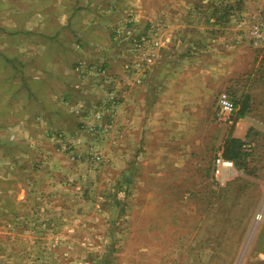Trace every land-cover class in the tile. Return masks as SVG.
<instances>
[{"label": "rangeland", "instance_id": "1", "mask_svg": "<svg viewBox=\"0 0 264 264\" xmlns=\"http://www.w3.org/2000/svg\"><path fill=\"white\" fill-rule=\"evenodd\" d=\"M120 1L0 0V264H264V250L253 248L264 228L263 220L254 230L264 199V52L242 44L232 80L212 96L217 107L218 94L228 92L238 114L245 107L261 122L245 140L247 168L232 161L239 174L225 185L215 173L224 141L208 118L201 124L208 128L204 144L197 129L189 149L196 160L183 162L173 161L178 149L168 138L150 140L161 146L147 145L138 136H123L121 125L103 127L116 118L106 113L109 99L96 118L103 126L77 129L76 139L44 128L46 92L60 89L57 62L69 73L63 81L85 58L105 63L109 57L121 65L119 57L129 44L135 49L139 37L130 28L137 9L146 15L171 9L170 0L162 6V0ZM187 4L197 11L196 23L211 22L218 32L256 7L243 0ZM111 34L120 38L113 48ZM90 40L102 41V48ZM88 65L82 63L80 76ZM110 65L117 83L122 76ZM91 72L104 74L100 66ZM118 87L122 96L123 84ZM229 136L233 124H226ZM145 155L158 175L139 172Z\"/></svg>", "mask_w": 264, "mask_h": 264}, {"label": "crops", "instance_id": "2", "mask_svg": "<svg viewBox=\"0 0 264 264\" xmlns=\"http://www.w3.org/2000/svg\"><path fill=\"white\" fill-rule=\"evenodd\" d=\"M110 1V4L114 1L121 2L120 0ZM191 1L170 0L171 9L153 8L150 10L151 15L143 13L141 6V14L140 9H137L138 15L130 24V28L134 29L135 34H138L139 37L156 35L157 42H159V47L153 50L157 59L150 65V70L144 75L141 83H137L138 77L123 74L126 62L131 61L135 56L132 43L128 45V53L119 57L122 60L121 65L119 62L117 65L114 61L112 63L109 57L107 61L104 60L105 63H94L85 58L80 61L93 66L88 65V72L80 76L82 63L76 61L70 70L69 81H63V74L69 73L61 67V63L57 62L58 76L61 78L57 83L60 89L54 90L50 86L46 92L45 97L49 103L44 105L43 109L44 128L50 131H62L60 134L66 135L68 140L69 135L73 136L72 133L77 129L103 126L97 123L95 116L107 108L104 104H107L106 100L109 99L111 104L108 103L109 107L106 113L108 115L111 112L112 114L116 113V118L109 124L107 122L103 127H109L114 131L121 125L123 136L129 139L138 136L140 140H145L147 145L161 146L162 143L150 140L157 137L168 138L178 149L176 156L172 157L175 159L173 161L196 160V154L193 155L194 153L189 149L195 145L197 129L203 131L200 142L204 144L208 128L203 129L201 124L206 118L218 124L219 141L222 138L225 143L227 139L225 138V127L228 123L218 119L215 97L212 96L232 80V76L235 74L233 66L240 57V52L244 47L242 44H249V28L247 26L239 28L237 24L224 23L221 26L222 30L218 32L217 26L211 22L196 23L194 19L197 11L192 9L190 4L183 5ZM245 3L250 4L251 2L245 0ZM261 4L264 5V0ZM159 5H163V0ZM144 6L149 9L146 4ZM97 14L102 15L100 12ZM241 14L236 16L237 20ZM248 14L244 13V15ZM104 17L106 20L107 16ZM207 19L210 20V16ZM234 21L231 20V22ZM154 31H158V34H155ZM116 37L115 34H111L112 45L110 48L116 44L114 41L120 40ZM88 44L95 45V48H102L103 42L90 40ZM110 64L118 68L120 76H122L118 78L117 83H115L117 80L113 79V75L117 73L114 72V67ZM94 66H100L104 74L91 72ZM110 81L113 85L109 84ZM119 83L123 84V91L120 92L122 96L119 95L118 90H115V95L113 94L115 99L112 101L111 94L108 95L110 91L107 93L106 87L112 86L114 89L117 86L119 88ZM102 88L106 91H102ZM101 98L105 99L103 103ZM118 98L120 99L118 100ZM118 104L120 106L116 107ZM111 105H114V109H111ZM238 112L239 108L233 121L234 137L245 141L250 137V130L252 128L259 129L261 122L258 121V117H252V112L246 113L238 119ZM75 133L78 135L77 132ZM76 135L73 136L74 139H76ZM72 142L78 144L77 141ZM163 145L165 144L163 143ZM184 148L186 150H183ZM221 154H218L216 161L218 158H222ZM143 159L145 169H141L139 172L145 175L144 177L152 174L158 175L159 169L153 171L154 173L149 169V162L152 161L151 156L145 155ZM230 169H234L236 173ZM235 174H239L235 166L233 168L222 167L221 173L216 176L222 185H225L227 181L234 178ZM259 234L257 245L253 248L255 251L261 252L260 249L264 250V228ZM260 255L264 257V252H261Z\"/></svg>", "mask_w": 264, "mask_h": 264}, {"label": "built area", "instance_id": "3", "mask_svg": "<svg viewBox=\"0 0 264 264\" xmlns=\"http://www.w3.org/2000/svg\"><path fill=\"white\" fill-rule=\"evenodd\" d=\"M245 2V0H243ZM250 1L256 7L248 15H244L243 12L238 19V27L242 28L247 26L249 28V45L259 52H264V6H262L263 0H246ZM158 34V31H154ZM157 36H142L135 40V56L134 60L126 63L124 66V73L126 76L138 77L137 83H141L144 75L149 72L150 65L157 59L156 54L153 50L159 47L157 42ZM111 100L115 99V90H110ZM114 94V95H113ZM217 117L220 121L228 124H233L234 116L238 111L237 104L232 96L222 91L217 96ZM105 113H99L95 118L100 119ZM99 159V158H98ZM222 167H234V163L223 158H218L216 161L215 173L218 176L221 173ZM264 220V199L259 207L255 219H254V230Z\"/></svg>", "mask_w": 264, "mask_h": 264}, {"label": "trees", "instance_id": "4", "mask_svg": "<svg viewBox=\"0 0 264 264\" xmlns=\"http://www.w3.org/2000/svg\"><path fill=\"white\" fill-rule=\"evenodd\" d=\"M232 98L235 100L233 96ZM245 114V107H243L237 115L238 119L242 118ZM244 147H246L245 141L229 136L222 147V158L235 162V165L239 170H245L247 168L246 162L250 153L245 150Z\"/></svg>", "mask_w": 264, "mask_h": 264}]
</instances>
